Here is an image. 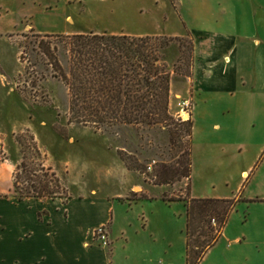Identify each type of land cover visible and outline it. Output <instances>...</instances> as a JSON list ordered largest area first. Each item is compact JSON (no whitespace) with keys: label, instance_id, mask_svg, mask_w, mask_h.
I'll list each match as a JSON object with an SVG mask.
<instances>
[{"label":"rangeland","instance_id":"1","mask_svg":"<svg viewBox=\"0 0 264 264\" xmlns=\"http://www.w3.org/2000/svg\"><path fill=\"white\" fill-rule=\"evenodd\" d=\"M201 1L0 0V145L6 158L0 165V264H42L31 260L35 258L33 252L39 259L42 242L46 240L44 230L42 233L30 217L32 213L36 215V210L41 212L39 219L50 227L49 245L53 251L49 264H84L74 254L75 236L69 226L73 217L75 223H81L82 238L91 240L89 247L103 248L94 239L96 230H91L98 221V209L79 203L93 199V193H98V199L119 198L126 203L123 206L119 201L114 202L116 208L112 219L117 234L111 238L109 233V247L105 248L108 254L113 251L110 256L113 263L162 264L161 254L170 251L174 264H186V207L182 202L190 201V179L172 184L164 196H161L162 188H151L149 196L141 193L140 186L146 191L154 184L155 168H147L144 174L129 171L119 156L124 146L120 137H111L95 125L72 122L69 87L52 64L57 59L59 65L64 66L62 61L69 56L75 35L60 34L65 29H91V33H104L114 26L126 29L134 25L148 27L149 24H143L136 12L140 7L148 12L147 22L153 16L154 3L158 2L164 6L162 14L180 22L179 27L184 32H191L197 26L195 20L200 26L198 7ZM112 12L116 14L113 19L110 17ZM91 33L88 30L81 34ZM160 39L158 44L168 42L161 56L173 73L170 113L178 123L179 103L191 100L186 86L189 78L185 76L189 68L190 39ZM50 48L51 60L46 55ZM191 64L192 77L194 64ZM195 100H202L199 94L195 95ZM205 136L199 124L194 134L192 155L196 195L208 199L239 197L232 227L248 223L264 225V201H250L251 198L264 199V147L221 151L206 146ZM160 139L161 145L156 144L161 161L167 166H175L180 155L177 137L172 145L163 135L158 136ZM24 161L37 172L44 168L40 175H49L54 186H60L58 196L44 202L18 200L14 183L18 167ZM148 163L155 165L156 162L151 158L146 165ZM162 197L181 201L167 202ZM72 200L75 203L70 205ZM143 218L160 229L158 241H150L145 254L138 256L136 231L142 230ZM210 226L218 229L214 220ZM22 227V233L27 229L32 236L19 243L16 239L20 234L15 228ZM123 229L131 239L128 245L120 238Z\"/></svg>","mask_w":264,"mask_h":264},{"label":"crops","instance_id":"2","mask_svg":"<svg viewBox=\"0 0 264 264\" xmlns=\"http://www.w3.org/2000/svg\"><path fill=\"white\" fill-rule=\"evenodd\" d=\"M154 5L153 16L147 22L145 19L149 16L148 12L144 11L142 7L138 8L139 10L136 12L143 24H149L148 27L134 25L126 29L114 26L113 29L104 31V33L95 32V34L175 39L187 38L190 35L195 47L194 68L193 75L186 82V86L189 88L193 103L192 155L194 134L199 124L203 132L206 133L205 138H203L204 142H208L205 144L206 146H214L221 151L264 147V0H202L198 7L200 26L195 20L194 23L199 27L195 25L191 32H184L179 27L180 22L178 23L176 19L162 14L163 5L158 2H155ZM113 12L110 16L112 19L113 16H116ZM196 12L193 13L194 16ZM67 21L65 19L68 24ZM88 30L91 33V29L74 30L68 28L60 34L82 35L81 33ZM227 60H229L228 63ZM196 94H199L202 100H195ZM193 174L192 167L190 200L208 199L196 195L195 187H193ZM172 186V184L163 186L150 184L146 191L142 186L140 189L141 193L149 196L151 188H162L164 193L161 196H164L168 193V188ZM92 198L79 202L82 205L90 204L91 207L98 209L99 218L91 230L95 231L106 226L110 237H115L117 233L112 219L116 208L114 202L119 201L123 206L126 203L121 202L119 198L98 199V193H93ZM162 198L164 199V197ZM211 199L238 200L239 197ZM37 201L44 202V200ZM74 201H70V205H73ZM250 201L257 203L263 202L264 199L251 198ZM40 213L36 210V215L32 213L30 217L32 222H36L40 226L42 233L44 230L46 240L42 242L44 245L41 246L39 259L36 258L38 255L33 252L31 255L35 258L31 260L49 264L50 252L53 251V249L50 251L49 245L50 227L39 219ZM236 213L231 215L221 238L200 264H264V225L248 223L242 227H232L231 222H234ZM72 221L73 223L69 227L70 232L75 236V248L73 249L75 256L84 264H115L110 259L113 251L108 254L104 247H89L91 240L85 241L82 238L81 223H75L73 217ZM23 222L27 221L24 220ZM143 223L142 230L136 231L138 256L145 254L144 251L150 241H154V243L158 241L157 234H159L160 229L152 226L150 220L146 221L143 218ZM22 229L23 227L15 228V232L20 234L16 239L19 243L24 238L29 239L32 236L30 230L27 231L26 229L22 233ZM120 234L123 243L126 242L128 245L131 239L127 237V231L123 229ZM185 242L187 264V234ZM171 248L172 244L170 243ZM171 256L170 251L161 254L162 264H174L175 260Z\"/></svg>","mask_w":264,"mask_h":264},{"label":"trees","instance_id":"3","mask_svg":"<svg viewBox=\"0 0 264 264\" xmlns=\"http://www.w3.org/2000/svg\"><path fill=\"white\" fill-rule=\"evenodd\" d=\"M187 38L190 39V52L187 54L189 68L185 76L190 78L195 47L191 37ZM160 41V38L127 35H75L67 60L62 61L64 66H60L57 59L52 65L69 87L72 122L95 125L111 137H120L124 146L119 156L129 171L146 173L152 164L146 165V162L154 158V184L163 186L191 179L193 123H176L170 113L173 73L161 56L168 42L158 44ZM46 55L53 59L51 48ZM159 135L168 138L171 145L177 137L180 155L175 166H167L161 161L157 146L162 142L158 140ZM33 150L38 153L35 146ZM5 160L0 145V165ZM43 171L44 168L37 172L25 161L18 167L14 190L19 193L17 198L20 202L58 196L60 186L55 187L49 175H40ZM164 199L167 202L181 201ZM184 203L187 214V264H200L221 238L240 200L193 199ZM213 220L218 229L210 226Z\"/></svg>","mask_w":264,"mask_h":264},{"label":"built area","instance_id":"4","mask_svg":"<svg viewBox=\"0 0 264 264\" xmlns=\"http://www.w3.org/2000/svg\"><path fill=\"white\" fill-rule=\"evenodd\" d=\"M229 60H227V63ZM180 111L177 114V121L180 123H187L192 120L193 116V103L192 100H184L179 103ZM153 169V165L149 167V170ZM215 223V221H214ZM109 232L106 226H102L98 228L94 232V239L98 240V242L104 247H109Z\"/></svg>","mask_w":264,"mask_h":264}]
</instances>
